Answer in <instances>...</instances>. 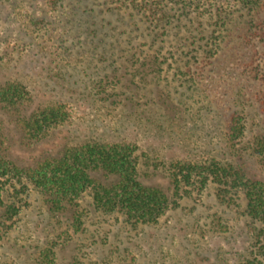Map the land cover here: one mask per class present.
Returning <instances> with one entry per match:
<instances>
[{"label":"rangeland","instance_id":"374dc122","mask_svg":"<svg viewBox=\"0 0 264 264\" xmlns=\"http://www.w3.org/2000/svg\"><path fill=\"white\" fill-rule=\"evenodd\" d=\"M182 1L0 0V85L19 83L30 100L0 109V156L22 171L3 184L0 264H239L254 255L241 191L228 205L193 177L174 195L169 175L176 163L215 160L264 182L254 144L264 136V11L250 22L231 0H185V12ZM213 4L230 14L224 26L208 17ZM52 115L37 137L20 122ZM232 116L243 126L234 145ZM93 143L135 148L138 180L169 201L156 223L99 210L90 190L57 204L28 176ZM7 207L17 212L10 221Z\"/></svg>","mask_w":264,"mask_h":264},{"label":"trees","instance_id":"16d2710c","mask_svg":"<svg viewBox=\"0 0 264 264\" xmlns=\"http://www.w3.org/2000/svg\"><path fill=\"white\" fill-rule=\"evenodd\" d=\"M231 1L230 6L245 12L250 22L259 21L264 11V0ZM206 2L207 0L202 1L201 5L209 7V3ZM180 4H182V10L187 11L185 0ZM223 7V5L215 7L213 4V10L208 17L218 19L224 26L226 24L224 20L230 14H226L227 11L224 12ZM247 32L252 38L251 31L248 29ZM28 96V92L19 83L0 85V109L16 111L30 101ZM56 120L55 115L44 116L41 121L37 119V116H29L20 122L24 130L30 129L32 136L37 137L43 134L49 125H54ZM242 130L240 118L232 116L227 125L229 143L234 145L242 135ZM254 144L257 155L264 162V136L256 140ZM134 152V147L124 143H93L76 148L71 147L66 149L59 159L44 160L37 164L28 176L48 195H56L57 204L63 203V200L66 201L67 198L77 197L85 190H90L92 202L97 209L104 212H114L119 209L128 221L156 223L167 209L169 201L160 189L143 185L138 180ZM171 168L169 178L174 195H178L183 186L189 187L193 177H198L202 186L212 182L217 188L216 197L228 205H235L238 191L243 193L246 201L244 214L249 220L255 241L258 243L256 250L259 253L256 255L255 250L250 259H244L239 264H264V182L249 179L242 173H238L235 166L222 165L215 160L176 163ZM96 171L104 176L114 177V182L109 185L99 183L90 175ZM20 174L22 175L20 169L10 160L0 156V205L4 180H13ZM5 215H7L5 221H10L17 212L7 207L2 216L5 217ZM79 218L81 217H77L78 220Z\"/></svg>","mask_w":264,"mask_h":264}]
</instances>
